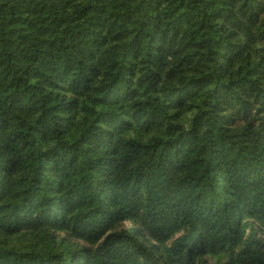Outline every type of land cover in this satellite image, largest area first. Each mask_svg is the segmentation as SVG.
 <instances>
[{
    "label": "trees",
    "instance_id": "16d2710c",
    "mask_svg": "<svg viewBox=\"0 0 264 264\" xmlns=\"http://www.w3.org/2000/svg\"><path fill=\"white\" fill-rule=\"evenodd\" d=\"M0 264H264V0H0Z\"/></svg>",
    "mask_w": 264,
    "mask_h": 264
}]
</instances>
